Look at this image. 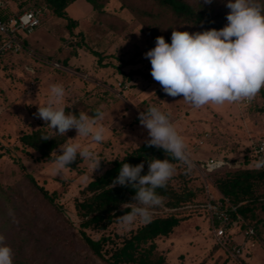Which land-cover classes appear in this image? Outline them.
Masks as SVG:
<instances>
[{
    "label": "rangeland",
    "instance_id": "rangeland-1",
    "mask_svg": "<svg viewBox=\"0 0 264 264\" xmlns=\"http://www.w3.org/2000/svg\"><path fill=\"white\" fill-rule=\"evenodd\" d=\"M0 2L10 15L19 9V0ZM211 3L216 8L222 5L219 0ZM223 9L230 12L226 5ZM67 16L78 20L72 33L64 20L49 13L32 33H21L28 50L0 61V234L6 237L16 262L104 264L80 240L73 200L110 161L120 159L149 139L138 119L139 113L149 106L171 113V122L187 144V173L175 166L169 183L178 188L185 179L188 187L198 190L196 201L203 204L212 201L227 205L215 182L233 169L206 174L202 163L215 158L241 164L264 135V88L251 101L200 108L185 102L182 96L160 98L157 92L162 87L152 78L150 60L144 57L155 46H150L146 24L123 8L120 0H106L101 15L93 12L85 0H78L67 8ZM168 28L162 26V35L170 44ZM174 29L190 34L201 32L187 26ZM83 42L105 56L102 64L112 66H98ZM57 83L65 88L66 111L74 109L91 115L100 108L105 113L101 121L106 128L102 143L96 144L90 137L69 140L76 137L75 130L65 136V143L79 142L103 159L93 173L89 163L82 161L77 170L65 169L57 175L52 171L53 162L41 159L30 148L21 149L18 139L23 134L37 128L56 134L35 113L39 105H45L50 86ZM9 150L39 185L59 195L56 203L60 211L47 206L27 186ZM55 152H59V147ZM259 192L263 193L264 188ZM256 214V219H242L244 223L236 220L230 236L233 241L227 249L215 243L205 208L190 213L169 236L156 239L155 244L166 253L168 264H264V212L257 210ZM141 224L138 220L130 229L122 230L117 221L104 232L87 229L85 233L94 240L102 235L119 240L116 236H128ZM245 224L254 229V236L245 234ZM234 246L242 250L241 256L230 254Z\"/></svg>",
    "mask_w": 264,
    "mask_h": 264
},
{
    "label": "clouds",
    "instance_id": "clouds-1",
    "mask_svg": "<svg viewBox=\"0 0 264 264\" xmlns=\"http://www.w3.org/2000/svg\"><path fill=\"white\" fill-rule=\"evenodd\" d=\"M211 3V0H205ZM228 23L221 29L203 32L173 30L171 43L163 36L155 39V47L144 53L150 60L151 76L170 97L182 96L196 108L204 105L251 101L264 88V0H228ZM65 88L57 83L50 86L44 106H38L35 115L43 120L52 132L66 136L75 130L78 137L91 139L96 144L105 140L106 128L101 121L105 113L100 108L93 114L66 112ZM165 113L156 106L140 112V125L148 131V146L163 149L166 157L187 163V144ZM42 140L52 139L48 135ZM60 154H55L54 174L60 175L76 162L79 156L89 163L92 173L100 168L101 157L79 142L63 143ZM144 162L135 166L123 163L119 175L111 187H131L135 195L131 203L122 205L130 211L117 217L122 230L130 229L138 220L151 221L152 209L163 203L158 188H165L174 176L176 168L170 159H152L147 174H143ZM256 168H264V158L256 162ZM0 264H14V253L0 234Z\"/></svg>",
    "mask_w": 264,
    "mask_h": 264
},
{
    "label": "trees",
    "instance_id": "trees-1",
    "mask_svg": "<svg viewBox=\"0 0 264 264\" xmlns=\"http://www.w3.org/2000/svg\"><path fill=\"white\" fill-rule=\"evenodd\" d=\"M76 1L78 0H19V9L13 15L5 12L4 8L0 7V20L6 22L27 9L39 8L42 10L40 25L50 13L56 18L64 20L66 29L72 33V29L77 26L78 20L67 16V8ZM85 1L97 15L103 13L106 0ZM120 1L123 8H126L136 19L146 24L151 47L155 46L156 37H164L162 35L163 25H167L169 27L168 31L172 33L175 30L174 26H187L203 32L213 28L219 30L228 23L226 15L229 12L223 9L228 0H219L222 5L217 8L213 3H205V0H194L193 3L188 0ZM78 35L82 40L81 32ZM82 46L86 52L96 58L98 66H112L109 63L102 64L105 56L100 52L91 49L84 42ZM7 56L10 55L1 57L0 61ZM123 64L130 65L131 62H124ZM131 75L132 73L128 74V79ZM157 94L160 98L167 96L163 90H159ZM68 111L78 115V112L74 109ZM44 135H48L52 139L42 140L41 137ZM18 141L22 151L30 148L38 153L41 159L53 162L55 150L66 142V137L53 134L45 128H37L30 133L21 135ZM9 152L12 154V162L22 173L27 186L34 190L47 206L60 211L61 207L56 203L59 195L56 192L50 193L44 186L39 185L32 174L27 172L19 158L13 155V150H9ZM57 154H60V152ZM165 158L170 159L175 166L182 167L184 174L187 173L184 163L166 157L163 149L148 146L144 142L126 152L120 159L110 161L107 168L79 190L77 197L74 198L73 206L77 217L80 240L90 253L104 264H168L166 253L159 251L156 247V239L169 236L181 221L190 217V213L205 208V204L196 201L198 190L188 187L185 179L178 188H174L168 182L165 188L156 190L164 199L160 206L152 209L150 222L142 223L134 231H131L128 236L121 238L116 236L119 240L111 239L105 235L94 240L86 235L85 230L87 229L106 231L112 224L117 222V217L130 211L129 208H123L122 205L133 202L132 197L135 195V189L119 185L111 187L112 181L119 175L123 163L135 166L144 162L143 175L147 174L148 162L152 159L163 160ZM82 161L78 156L76 162L66 169L77 170ZM250 162V157H245L241 164L233 162L232 172L226 174L225 178L218 179L215 182L218 192L234 208V211L230 212L233 221L238 220V217L244 220H253L257 218V210L264 212V192H259V189L264 188V168L257 169L251 166ZM14 264L27 263L14 261Z\"/></svg>",
    "mask_w": 264,
    "mask_h": 264
},
{
    "label": "built area",
    "instance_id": "built-area-1",
    "mask_svg": "<svg viewBox=\"0 0 264 264\" xmlns=\"http://www.w3.org/2000/svg\"><path fill=\"white\" fill-rule=\"evenodd\" d=\"M41 17V9L30 8L6 22L0 20V58L6 55H17L28 50V46L23 40L21 33H32L40 25ZM250 157V164L254 167H256L257 161L264 158V135L258 139L252 148ZM201 168L206 174H212L223 169H233L234 165L228 160L209 158L202 163ZM220 198L227 205L210 201L205 204V209L209 214L215 243L227 249L226 247L229 248L233 241L230 236L234 233L233 226H235L237 221H233L230 217V212L234 211V208L221 194ZM238 220L244 223L241 217H238ZM245 226V234L254 236V229L248 226V224H245ZM230 254L241 256L242 250L234 246L231 248Z\"/></svg>",
    "mask_w": 264,
    "mask_h": 264
},
{
    "label": "water",
    "instance_id": "water-1",
    "mask_svg": "<svg viewBox=\"0 0 264 264\" xmlns=\"http://www.w3.org/2000/svg\"><path fill=\"white\" fill-rule=\"evenodd\" d=\"M2 5V3L0 2V6Z\"/></svg>",
    "mask_w": 264,
    "mask_h": 264
}]
</instances>
